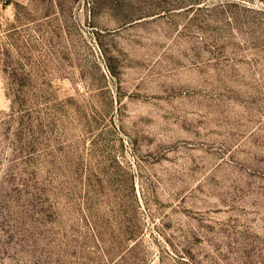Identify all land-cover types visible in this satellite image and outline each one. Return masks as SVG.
I'll return each instance as SVG.
<instances>
[{
    "label": "rangeland",
    "instance_id": "rangeland-1",
    "mask_svg": "<svg viewBox=\"0 0 264 264\" xmlns=\"http://www.w3.org/2000/svg\"><path fill=\"white\" fill-rule=\"evenodd\" d=\"M0 264H264V0H0Z\"/></svg>",
    "mask_w": 264,
    "mask_h": 264
},
{
    "label": "bare ground",
    "instance_id": "bare-ground-1",
    "mask_svg": "<svg viewBox=\"0 0 264 264\" xmlns=\"http://www.w3.org/2000/svg\"><path fill=\"white\" fill-rule=\"evenodd\" d=\"M198 142L197 141H192L191 144L195 145L197 144Z\"/></svg>",
    "mask_w": 264,
    "mask_h": 264
}]
</instances>
